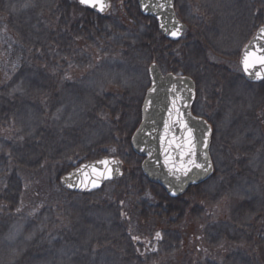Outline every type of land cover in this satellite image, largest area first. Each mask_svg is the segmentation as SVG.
<instances>
[{
    "label": "rangeland",
    "instance_id": "obj_1",
    "mask_svg": "<svg viewBox=\"0 0 264 264\" xmlns=\"http://www.w3.org/2000/svg\"><path fill=\"white\" fill-rule=\"evenodd\" d=\"M58 1L0 0V10L26 26L29 32L31 31L30 41L37 44L41 40L39 31L43 21L40 19L34 21L31 12L36 9H49ZM195 1L199 11L192 9L193 6L190 4L182 13L185 16H181L188 25L183 44L191 42L195 45L198 41L200 55L201 52L207 54V50L219 51L223 43L228 41L232 29H236L231 25L235 20L233 17L237 16L236 8L243 7L249 0ZM257 1L260 3V0ZM200 13L209 16L222 15L217 31L212 35L198 36L203 26L210 25V22L214 23L201 22L202 17L198 15ZM111 18V15H106L100 19L94 36L109 40L119 55L101 53L102 58L96 63L86 58L78 59L79 63L72 61L79 69L78 73H75L76 78L71 82L74 89L62 93L59 102L53 101L50 106H44L46 112L42 117L41 112L29 107L30 105H20L17 108L10 126V129L15 127L17 132L13 131L14 136L0 134V175L5 174L7 170L8 158H16L18 148L26 142L35 140L39 131L46 127V122L57 134L58 142H63L67 135L88 123L89 128L84 131L79 142L82 148L97 153L98 146L108 142L110 146L106 151H112L113 139L110 131L113 127L107 118L98 115L92 120L88 119L95 108L96 100L115 91L137 92L140 88L145 92V88L149 87L148 69L152 63H157L164 71L170 70L169 64H165L163 56H160L153 46L152 28L139 24L138 30L135 31L119 19ZM189 39L191 40L188 41ZM144 43L148 49L142 47ZM200 55L198 54L196 58H200ZM169 63L171 65L170 60ZM178 68L181 69L182 75L194 77L199 74V69L193 64ZM228 70L226 82L220 88H216L215 91L210 87V100L204 98L200 89L194 105V112L208 118L214 129L212 140L214 145L210 155L216 172L214 178L202 185L200 192H194V198L191 193L188 198L200 200L204 197L211 205L205 211L198 210L197 204L187 206L186 211L178 210L180 213L173 217L176 223L169 227L176 232L179 230L184 236H173L177 241L174 243V250L171 254L163 253L162 260L151 258L139 261L140 264H225L222 254L219 253L222 244H228L233 251L244 246L249 251L247 246L250 239L246 235H241L244 230H229V236L222 238L219 237V232L213 230L217 226L209 225L206 229L207 238L213 239L210 243L206 237L204 238L207 253L201 257L192 255L188 240L189 230L192 231V225L197 223L206 224L211 221L218 225L224 220L232 225L231 222L236 223L237 220L244 219V224L253 225L258 223L257 219L264 216V83L257 86L244 85V81L240 80L243 76L241 69L231 67ZM43 84L44 82L38 81L36 76L19 75L10 87V94L19 98L37 97L44 92ZM215 95L218 99L213 100ZM31 112H35L34 118L31 117ZM42 119L47 121L44 122ZM140 124L141 118L132 131L131 139ZM133 167L126 166L127 175L134 173ZM7 180L4 185H0V264H131L132 261L125 257L128 255L127 249H122L120 244L123 230L115 224L117 198H108L106 195L105 199L100 200L104 193L108 194L115 189L123 194L127 190L123 182L107 186L104 193L100 191L93 193L92 203L88 200V203L74 207L70 202L63 209L57 208L53 212L45 209L32 216L22 215L18 210L22 203L21 196L25 193L21 194L20 181L15 176H10ZM131 182L139 183V189H146L145 198L150 200V204H158L162 198L161 192L158 195L150 194L146 182H140L138 178ZM2 189L4 192L1 193ZM155 196L158 201L155 200L157 199ZM242 205L246 206L245 210ZM28 214H31V211ZM129 223L142 228L143 231L148 230V226H145L147 223H142L140 218L132 217ZM49 228H53L55 233H50ZM226 231L228 233V230ZM160 232L163 231L155 230V236ZM198 234L201 232L198 231ZM147 235L139 238L150 239L145 237ZM222 239L224 240L220 241ZM120 249L124 253L123 256L117 253ZM176 253L179 257L175 256ZM263 259L261 260L264 262ZM241 261L244 262V258ZM241 261H238V264H241Z\"/></svg>",
    "mask_w": 264,
    "mask_h": 264
},
{
    "label": "trees",
    "instance_id": "obj_2",
    "mask_svg": "<svg viewBox=\"0 0 264 264\" xmlns=\"http://www.w3.org/2000/svg\"><path fill=\"white\" fill-rule=\"evenodd\" d=\"M111 1L112 8L105 15H99L91 9L79 5L78 0H59L55 6L49 9L33 10L31 18L36 21L39 19L43 21V26L39 31L41 40L37 44H33L30 41L31 31L29 32L26 26L1 11L2 9L0 10V134L14 136L13 131L17 132L15 127L10 129V126H12L11 123L13 122L15 111L20 105H30L29 107L41 112L42 117L46 112L43 108L44 106H50L53 101L54 103L59 102L63 95L62 93L74 89L71 82L76 78L75 73H78L79 69L75 66L77 64L74 65L72 61L79 63V60L86 58L96 63L102 58L101 53L106 54L108 52L111 55H119L109 40L94 36L97 32V23L106 15H111V20L113 18L119 19L120 22L128 25V28H132L135 31L138 30L139 24L152 28L153 46L154 48L156 47L158 54L163 56L164 61H166L165 64H169L168 68L170 70L165 72L180 74L181 69L178 67L182 68L188 64H193L199 69L198 76L193 77L197 84V98L200 89H202L204 98L207 101L210 100V87H213L216 91V88H220L226 82L227 73L229 72L228 68L240 69L239 59L244 46L254 36L258 28L264 25V0H260V3L257 0H249L243 7L236 8L237 16L233 17L235 20L231 24L233 28L236 27V31L232 29L227 38L228 41L226 40L223 43L219 51L207 50V54L204 55L201 52L200 55L199 50L201 48L197 45L198 41L195 45L191 42L183 44L188 27L181 41L171 42L159 32L154 19L141 14L138 0ZM195 2V0H176L177 14L182 21L181 16L184 15L182 13H184L185 7L190 6V4L193 6L192 9L199 11L195 6ZM198 15L202 17L200 18L201 22H214L203 26L202 29L200 27L201 32L198 36L201 37V34L212 35L217 31L218 23L222 20L221 14L209 16L208 14L200 13ZM235 35L237 38L234 39ZM198 40L201 41V38ZM142 47L147 48L145 43ZM198 54L200 58H196ZM168 59L171 61V65ZM23 74L25 76H36L38 81L44 82V92L37 97L28 98H19L11 95V85L18 79L19 75ZM147 79L149 84L147 87H150V78L148 77ZM241 79L244 81V85L247 86L261 84H249L244 80L243 76L240 77ZM149 87L145 88V92L140 90V88L137 89V92L115 91L96 100L95 108L88 116V119L92 120L98 115H103V118H107V121L113 127L110 131L113 139L112 151H106L110 146L108 142L98 146L97 153L82 148L79 142L84 131L89 128L88 123H84L83 128L73 131L69 136L67 135L63 142H58L57 134L51 130L46 122L47 120L42 119L46 122V127L39 131V135L35 140L26 142L18 148V156L16 158H8L6 161L7 170L5 174L0 175V185H4L10 176H15L20 181L22 186L21 194L25 193L21 196L22 203L18 209L19 212L22 215L33 216L45 209L52 212L57 208L63 209L70 202L74 207L78 206V204L81 206L88 200L91 202L94 194L69 192L62 187L61 178L82 163L99 160L106 156L115 157L125 163L124 175L119 180L107 183L100 192L104 193L107 186L119 184L120 182L124 183V187L127 190L123 194H120V191L117 192L116 189L108 194L104 193V197L100 200L105 199L106 195L108 198H117V204H115L117 207V222L115 224L123 230L120 244H122V249H127L128 255H125V257L132 261L131 264H140L139 261L151 258L160 261L165 252L171 254L176 241L173 236H184L179 230L176 232V230L173 231L169 227L176 223L173 217L177 216L181 211H186V207L191 204L193 206L197 204L200 211H205L211 204L204 197L200 200L192 199L195 197L194 192H200L202 185L191 188L188 194L183 197L172 199L159 186L151 184L144 177L140 166L141 159L131 148V136L132 131L141 118L142 104ZM215 99H218L217 95L214 96L213 100ZM31 115L34 118L35 112H31ZM126 166H134V173L127 175ZM214 177L215 174L211 178ZM134 178H138L140 182H146L150 194L158 195L160 192L163 194H161L160 197L162 198H160L158 204H150V200L145 198L146 189H139V183L133 184L131 182ZM3 189L1 193L4 192ZM190 193L193 195L189 199L188 195ZM155 197L157 198V196ZM155 200L158 201V198ZM245 209L246 206H244ZM30 211L31 214H28ZM132 217L140 218L142 223H147L145 226H148V230L143 231L142 228L134 226V224L131 225L129 221ZM243 218L241 217V219ZM257 221L258 223L253 225L250 223L251 227L244 224V219L237 220L236 223L231 222L232 225H229L224 220L219 222L218 225L211 221L206 224L203 222L196 225L191 224L193 230H189L188 240L191 245H189V248L192 255L201 257V255L207 253L204 238H207L206 229L210 225L211 227L217 226L213 230L219 232V237L227 238L230 234L229 230H244L241 235H246L250 239V245L248 244L247 246L249 251L245 249V246L233 251L228 244H222L224 247L220 246L219 253L222 254L225 264H238V261H241L242 258H244V262L241 261V264H263L264 262L261 259H263L264 252V216L257 219ZM190 223H192V219ZM67 224L71 225L68 222ZM48 230L52 234L55 233L53 228ZM155 230L163 231L160 232L161 236L159 239L154 234ZM226 230H228V233ZM198 231L201 234H198ZM56 232H58L57 229ZM146 234L148 235L145 237L150 239L139 238ZM211 234L213 233L211 232ZM133 237H138V239H133ZM183 239L185 238L183 237ZM212 239L210 237L208 241L212 243ZM117 253L118 255L121 254V256L124 255L121 249ZM175 256L179 257L178 253ZM197 260L198 258L195 259V261Z\"/></svg>",
    "mask_w": 264,
    "mask_h": 264
},
{
    "label": "water",
    "instance_id": "obj_3",
    "mask_svg": "<svg viewBox=\"0 0 264 264\" xmlns=\"http://www.w3.org/2000/svg\"><path fill=\"white\" fill-rule=\"evenodd\" d=\"M78 2L81 6L87 7L100 15L107 13L111 9V2L109 0H102L104 5L103 11L99 10V5L94 8L89 5L81 4L80 0H78ZM159 2H162V0H138L140 12L142 15L151 17L157 21L159 31L165 38L172 42L180 41L187 28V25L180 21L177 16L175 9L176 0H171V7H165L163 9L156 7V4ZM144 5L149 6L144 7ZM177 26H181V34L179 37L174 38L169 35V32ZM261 28L258 29L255 36L248 42L246 46L264 43V41L257 40V37L260 35ZM244 51L245 48L241 53L240 66L244 72L245 79L249 83L258 84L263 82L264 78L256 79L253 78V75L245 73L243 64L241 63ZM256 72H260L261 76L264 77V65L256 64L254 67L249 68V73L254 74ZM149 75L151 78V86L146 93L142 105L141 124L131 139V147L134 153L142 159L141 169L144 176L151 183L162 187L170 198L178 199L184 196L192 187L199 186L207 182L213 175L214 164L210 155L213 130L212 126L206 119L195 116L192 112L196 100V83L191 77L186 75H176L174 73L164 74L157 63H152L150 65ZM173 85L176 86L177 90L184 97V101L182 103H186L187 107L183 108V111L185 112L186 118L189 120L190 125L197 129V139L201 140L205 134L208 135L207 149H203L198 144V162L204 163L203 157L199 153L202 151H207L209 161L212 165L211 169H209L207 172L193 169L192 172L188 174V176H181L179 181L173 176L169 175L167 167L164 166V155L161 150V143L159 139L164 133V122L168 119V109L171 107V98L174 95V93L170 91ZM153 88L156 90L154 92H150V89ZM148 101H151V104L148 110L145 111V105ZM188 113L191 115L188 116ZM205 121L206 124L203 123ZM208 129H210V132H208ZM170 135H174L177 139H179L181 135L179 127H175ZM149 152L152 153L151 156H149ZM103 159L120 161L119 164L112 166L113 169L118 168L119 172L114 170L111 174V178L104 179L99 182V187L92 188L89 181L94 177L85 176V173H91V169L87 168L86 166L93 165L99 160L85 162L79 165L61 178V185L73 193H94L101 190L107 182H112L122 178L124 175L123 161L116 159L115 157H105ZM82 181L84 183H88L87 188L81 186ZM69 184L73 186L69 187Z\"/></svg>",
    "mask_w": 264,
    "mask_h": 264
},
{
    "label": "snow or ice",
    "instance_id": "obj_4",
    "mask_svg": "<svg viewBox=\"0 0 264 264\" xmlns=\"http://www.w3.org/2000/svg\"><path fill=\"white\" fill-rule=\"evenodd\" d=\"M80 3L94 8L99 5V10H104L102 0H80ZM148 6L149 5H144V7ZM156 7L161 9L171 7V0H162V2L156 4ZM180 34L181 26H177L169 32V35L174 38L179 37ZM257 40L264 41V27L260 29V35L257 37ZM241 63L243 64L245 73L253 75V78L256 79L264 78L261 76L260 72H256L254 74L249 73L250 67H254L256 64L264 65V43L246 46ZM155 90V88L150 89V92H154ZM170 91L174 93V95L171 98V107L168 109V119L164 122V133L159 139L161 143V150L164 155V166L167 167L168 174L179 181L181 176H188L193 169L207 172L211 169L212 165L209 161L207 151L199 153L203 157L204 163L198 162L197 159L198 144L203 149L208 148V135L205 134L201 140L197 139V129L190 125L189 120L186 118L185 112L183 111V108L187 107L186 103H182L184 101V97L180 94L175 85L172 86ZM150 104L151 101L146 103L145 111L148 110ZM187 115L190 116L191 114L188 113ZM203 123L206 124V121ZM177 126L181 132L179 139H177L174 135H170L173 129ZM208 132H210V129H208ZM151 155L152 153L149 152V156ZM119 163L120 161L103 159L97 161L93 165L86 166L91 169V173H85V176L94 177L89 181L91 187H99V182L104 179L111 178V174L114 170L119 172L118 168L113 169L112 167L113 165ZM72 186L73 185L69 184V187ZM81 186L87 188L88 183H84L82 181ZM160 236V233H156V237L158 239ZM133 239H138V237H133Z\"/></svg>",
    "mask_w": 264,
    "mask_h": 264
},
{
    "label": "flooded vegetation",
    "instance_id": "obj_5",
    "mask_svg": "<svg viewBox=\"0 0 264 264\" xmlns=\"http://www.w3.org/2000/svg\"><path fill=\"white\" fill-rule=\"evenodd\" d=\"M193 114L195 115V116H198L199 117V115H197L195 112H194V107H193ZM202 117H204V116H202ZM205 118V117H204ZM207 119V118H206ZM208 120V119H207ZM209 121V120H208ZM209 123H210V121H209ZM214 134V133H213ZM212 145H213V141H212ZM211 149H212V147H211ZM148 245H149V243H148Z\"/></svg>",
    "mask_w": 264,
    "mask_h": 264
},
{
    "label": "bare ground",
    "instance_id": "obj_6",
    "mask_svg": "<svg viewBox=\"0 0 264 264\" xmlns=\"http://www.w3.org/2000/svg\"><path fill=\"white\" fill-rule=\"evenodd\" d=\"M14 1H18V2H20V1H21V2H22V1H24V0H14ZM23 3H24V2H23ZM31 117H32V115H31ZM16 229H17V228H16Z\"/></svg>",
    "mask_w": 264,
    "mask_h": 264
}]
</instances>
